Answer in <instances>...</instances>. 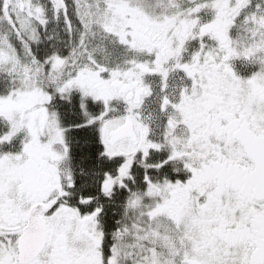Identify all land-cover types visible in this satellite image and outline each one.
<instances>
[{
  "label": "snow or ice",
  "instance_id": "obj_1",
  "mask_svg": "<svg viewBox=\"0 0 264 264\" xmlns=\"http://www.w3.org/2000/svg\"><path fill=\"white\" fill-rule=\"evenodd\" d=\"M0 264H264V0H0Z\"/></svg>",
  "mask_w": 264,
  "mask_h": 264
}]
</instances>
